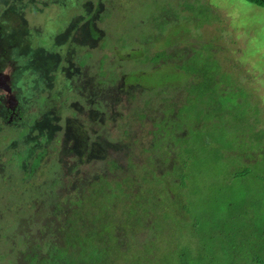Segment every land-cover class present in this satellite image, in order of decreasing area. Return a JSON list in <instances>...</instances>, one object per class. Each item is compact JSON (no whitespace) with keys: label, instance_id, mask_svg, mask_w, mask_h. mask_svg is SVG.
<instances>
[{"label":"rangeland","instance_id":"374dc122","mask_svg":"<svg viewBox=\"0 0 264 264\" xmlns=\"http://www.w3.org/2000/svg\"><path fill=\"white\" fill-rule=\"evenodd\" d=\"M175 49L180 65L148 59ZM201 66L225 90L219 101L146 100L191 89ZM40 93L67 105L57 101L33 124L21 151L56 146L70 186L98 174L127 180V158L135 165L139 195L128 206L139 218L117 220L123 245L109 241L110 264H264V9L245 0H0V105L14 118ZM6 167L1 160L0 175L15 166ZM8 188L0 176L1 202ZM4 248L0 264H18L21 249Z\"/></svg>","mask_w":264,"mask_h":264},{"label":"trees","instance_id":"16d2710c","mask_svg":"<svg viewBox=\"0 0 264 264\" xmlns=\"http://www.w3.org/2000/svg\"><path fill=\"white\" fill-rule=\"evenodd\" d=\"M245 1L264 9V0ZM103 13L109 19L114 16L109 9ZM178 50L158 51L148 59L156 60L152 61L154 66L175 63V60H179L180 65L183 60L176 56ZM190 58V62L195 60ZM198 71L194 80L196 83L191 89L172 92L161 88L148 93L150 98L146 100L203 101L209 97L210 101H219L222 94L226 95L225 90L216 85L218 79L214 73L208 75L209 68L201 66ZM6 91L9 92L7 87ZM60 96L40 93L35 101L25 103L27 105L18 103L19 109L16 106L13 108V113L16 112L14 118L10 116L9 107L0 105V161L3 160L7 167L11 164L15 166L5 169L6 172L0 175L2 182L12 191L9 198L6 195L5 201H0V259L3 260L9 251L4 247H12L11 252L21 249L18 264H110L113 257L109 241L114 238L112 240L116 245H123V224L117 220L124 223L125 219L139 218V207L132 211L128 206V201L139 195V184L135 181L137 176L132 172L135 165L127 158L130 170L127 180L107 179L104 174H98L94 180L82 177V181L77 180L70 186L59 173L61 167L57 161L56 146L40 147L31 154L20 150H24L21 146L25 135L34 128L33 124L39 123L44 114L56 108L57 101L61 103L59 108H65L67 100L60 101ZM174 96H179V99ZM30 107H34V111H29ZM163 131H170V122L164 125ZM16 165L24 166L21 168L23 174H18ZM157 170L166 171L160 167ZM134 203L138 204V201ZM118 209L121 213L115 216ZM14 217L17 219L14 220ZM12 255L15 256V253Z\"/></svg>","mask_w":264,"mask_h":264}]
</instances>
